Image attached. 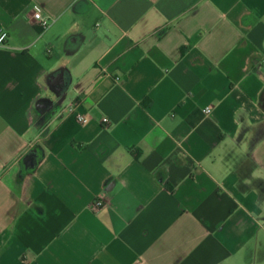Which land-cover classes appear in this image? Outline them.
<instances>
[{"label":"crops","instance_id":"0c3cea01","mask_svg":"<svg viewBox=\"0 0 264 264\" xmlns=\"http://www.w3.org/2000/svg\"><path fill=\"white\" fill-rule=\"evenodd\" d=\"M0 31V264H264V0H0Z\"/></svg>","mask_w":264,"mask_h":264},{"label":"built area","instance_id":"2783aa9c","mask_svg":"<svg viewBox=\"0 0 264 264\" xmlns=\"http://www.w3.org/2000/svg\"><path fill=\"white\" fill-rule=\"evenodd\" d=\"M32 14H33L34 20H36L43 28H47L49 26V19L47 17L43 16L42 11L39 7H33L32 8ZM7 39H8V33L5 31H0V47L6 46ZM212 110H213V107H207L203 110V113L206 115H209L212 113ZM69 113L76 115L78 122L81 124H86L88 122L87 118H85L84 116L80 115L77 112V107L75 105H73L69 108ZM103 123L108 124L109 120L107 118H104ZM103 208H105V202L103 200L97 199L93 203V209L94 210L97 211V210H101Z\"/></svg>","mask_w":264,"mask_h":264},{"label":"water","instance_id":"95a60500","mask_svg":"<svg viewBox=\"0 0 264 264\" xmlns=\"http://www.w3.org/2000/svg\"><path fill=\"white\" fill-rule=\"evenodd\" d=\"M24 163L27 169H32L35 167V155L29 154L25 157Z\"/></svg>","mask_w":264,"mask_h":264}]
</instances>
